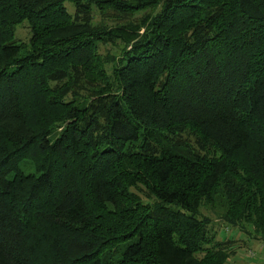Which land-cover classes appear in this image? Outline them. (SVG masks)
<instances>
[{
  "label": "trees",
  "instance_id": "trees-1",
  "mask_svg": "<svg viewBox=\"0 0 264 264\" xmlns=\"http://www.w3.org/2000/svg\"><path fill=\"white\" fill-rule=\"evenodd\" d=\"M220 202L264 241V0H0V264H227Z\"/></svg>",
  "mask_w": 264,
  "mask_h": 264
},
{
  "label": "rangeland",
  "instance_id": "rangeland-1",
  "mask_svg": "<svg viewBox=\"0 0 264 264\" xmlns=\"http://www.w3.org/2000/svg\"><path fill=\"white\" fill-rule=\"evenodd\" d=\"M30 37V31L27 22H23L16 28L15 38L23 43H27ZM99 51L102 55L107 53H115L116 48L110 46L101 45ZM142 198V197H141ZM223 203H213L212 206L208 208L201 207L200 214L206 216L212 221V228L216 230V237L219 239L230 238L235 239V244H240V247L236 248V252L233 256H229L227 264H264V241L258 239H249L243 235L239 229H230V227L225 228L223 221L220 220L219 215L224 211ZM243 241L247 242H240Z\"/></svg>",
  "mask_w": 264,
  "mask_h": 264
}]
</instances>
